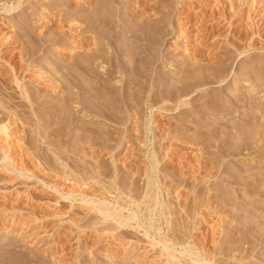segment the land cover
Here are the masks:
<instances>
[{
  "label": "bare ground",
  "instance_id": "1",
  "mask_svg": "<svg viewBox=\"0 0 264 264\" xmlns=\"http://www.w3.org/2000/svg\"><path fill=\"white\" fill-rule=\"evenodd\" d=\"M29 1L32 0H0V13H16L19 16L20 30H18L21 34V37L19 36L20 38L18 37L17 40H12V37L7 36L0 40V65L1 62L10 64L9 60L3 58V53L12 49V45L14 43H21L20 41L22 40L21 50L19 49V52L13 54L15 59L16 57L19 58V65L16 64L18 65H15L16 68H14L12 64V66L9 65L12 67L11 70L9 69L10 74L8 73L9 75H5L6 82L4 81L3 88L1 85L0 89V135L3 134L4 136L3 139H0V165L9 171V165L13 162V153L11 152V148L18 147L17 149L21 152L20 149L22 145L24 146L23 149H25V151H29L33 146L25 143V140H15L17 139L14 135L16 130H20L21 132L27 131L26 133H28L33 139V142L38 143L39 140H41L42 143H47L51 153V155L48 154L49 156H47L51 158V162L54 164L56 163V166L60 163L62 165L63 161L66 163L68 159H72L61 150L60 146H65L69 143V141H74V144L72 145H75V152L72 153V155H75V183L77 184L76 188H78L75 192V201L91 207L90 211L95 214L94 215L92 213L91 215H94V221L96 222L93 223L92 221H88L93 223V225L95 223H101L102 226L99 224L101 226L100 229L103 227L105 230H108L110 232L107 233L109 234V238L112 240H125L127 238L131 241L136 240V243L139 242V240L142 241L141 238L144 239L145 242L150 240L146 242V244L150 245L149 250H153L156 245H159V248L157 249L155 247L156 250L153 251L155 252L153 253L155 254L154 257H157V264H216L218 260L215 262V255H228L229 257V254L232 252L238 253V260H246V254L249 253H244L243 257L241 256L244 252L243 250H245L244 248L246 247L245 245V247H243L242 243L249 244V247H246L248 249H253V245L256 246V244H253L254 242L252 243L253 245H251L250 240L252 242L255 237L254 234L256 233L262 237V233L264 232V216L261 215L260 218H258V216L256 217V215V218L249 217L247 220L248 225L245 226L244 224L240 228L241 230L239 229L242 231L240 235L241 237L239 236L240 238L235 237L232 230L230 235L226 237L227 239L225 238L226 241L224 240V243H222L223 241L221 242L223 245L218 247V254L214 255L213 247L215 244L213 242L214 239H212L213 237L209 238L212 240L210 242L213 248L212 251H210V249L208 250L206 248L202 249L201 247H198L197 243H193V240L192 245L187 243L185 240H189L194 236L193 232L199 230V225L205 218L201 214V208L204 204L211 206L209 203H206L209 200H213L214 204L216 202L215 200L218 198L217 196L220 194L219 192L209 193V191L204 189L205 187L203 188V186H205V183L207 182L217 183V179L219 177L217 173L219 171L218 169L220 167L222 168V161L219 162L217 160L216 163L210 164L209 169L206 171L208 172V174L206 173L207 176L202 178H198V175H196L197 172L199 173L198 169L200 165L198 166L197 164V167L195 168L190 166L188 161L184 163L179 162L176 164L178 172H176L175 175L171 172L172 176L168 179L166 177L168 174H162L160 173L161 171L158 172V168L162 166L161 164L165 163L166 159L164 158H166L167 155L166 151H169L167 147H171L173 143L172 138H175L177 135H181V141L184 143L190 134L189 131L192 129V125L188 120L175 119V121H173L174 123L172 122L170 125L165 124L159 126L158 123L153 121V116L152 118L150 117L151 122L146 121L144 118V111L145 109H153V112H157L158 110L160 112L163 111L164 114L166 113L170 115L171 113H176L177 111L178 114L187 117H192L194 114H208V112H212L211 114H214L216 117L215 119L218 121L216 124L212 125L217 133H215L214 136L212 135L213 137L211 136L210 138V141H215V143L219 142L225 134L227 136H231V134L234 136V133L237 132V128H239L238 130L242 129L246 132L250 131V134H248V132L245 134V141L247 140L246 143L250 142L255 144V141H258L257 138L260 137L263 139L264 109L259 110L260 117L262 118L259 125L255 126V123L252 122L254 119L252 116L254 112H252V114L248 112L250 115L243 112L244 114H241L243 120L240 118L241 122L240 120L239 122H226V115H230L233 112V109H237V105L242 106L245 101L244 99H246L247 96L240 95L241 91L237 87V89L234 88L235 90L233 93L231 91L230 95L229 93H226V97H222V99L211 95V98L206 100L203 104L204 107L199 110L197 107L199 105L198 98L200 99V94L198 98H191V101L194 100V104L191 103L189 99H184L185 96H182L184 95L182 92L190 86V83L193 80L199 81L204 86L216 84L220 85L221 88L223 84L226 85L230 80H237V78H241L244 74L245 76L250 75V79L253 77L255 79L257 78V80L259 79V86H262L263 88L264 68H259V72L257 73V71L252 72L253 70L247 67L242 71L232 73L233 75L230 76V65L236 56L232 57V55L237 54V52H245L249 45L242 49L238 48L237 45L230 44L233 48L230 50L231 53L233 52L232 55L224 58L222 57L226 53L222 57H219L220 55L218 54L210 57L208 56L207 58L209 63L206 65L200 64L198 62L199 59L195 57V59H193L194 61L192 59H187V63L184 62L186 64L185 67L183 65L179 67V70H175L178 68L173 66L175 76L171 81H167L164 78L166 69L160 65L162 61L165 60H162L164 56L160 52V49L165 40L164 38L168 35V32L164 28L163 20L169 16L168 11H165L164 7L160 6V4L163 5V2L165 3L167 0H80V3L84 6L83 9L78 6H76L78 9L74 7L76 9L75 17H77L75 23L78 24V27L75 30V32H77V34H75L74 45L76 58L75 64L73 65L72 62H64V65L59 64V66H55L53 63H48V70L41 72L39 69V72L36 73L38 76L35 78L40 79L41 83L45 84V88L49 87L48 92H44L43 88L32 90L28 86L26 87L25 82L22 81L24 78L22 73L31 70V65L27 59H25L30 57V54L32 53L30 52L29 54V50L27 51L29 48L28 46L31 45V43L28 42L30 44H28V46L26 45L29 39L28 33H30L26 30V28L31 27H28V24L34 23L31 22L32 20L36 19V22H39L45 18V14H43L42 11L44 12L46 7L45 9L41 8L42 4L34 2V0L33 2L37 9L34 7V12H27V5L29 4ZM181 1L182 0H178L177 2L181 3ZM234 1L232 0L230 3H227V10L224 12H221L220 10L217 11L218 9L216 11H210L207 15L208 19L217 20L219 18L221 20H227V22L231 23L235 20V18H237V13L240 14L243 11H245L246 14L244 17L249 22L255 23L254 18L256 16H262L263 18L264 4H261V1L240 0L242 3L239 5L240 8L238 7L239 9L236 7L237 4L236 6H232V2ZM67 3H69V0ZM243 4L247 5L246 10V7H243ZM260 4L261 6H259ZM52 5H55V3ZM56 6L58 5H55V7ZM68 8L69 7L66 9L67 11H69ZM122 9H125V11H122ZM64 13L67 12H63V14ZM195 26L197 25L195 24ZM255 33L258 32L255 31L254 34ZM252 34L253 33L248 32L247 36L251 37ZM250 37L247 38L250 39ZM47 41H50V39H47ZM69 47L70 48L68 50H72L73 47ZM228 58L231 59V62ZM227 59L230 62V68H227L228 65L225 67L217 66L218 63H225ZM48 72H50L49 76H47ZM51 77H53L54 80L48 79ZM52 82H57L58 85L50 87ZM196 83L200 85V83ZM202 84L200 86H203ZM192 85L193 84H191V86ZM182 86L186 87L183 88ZM193 86L195 87V85ZM256 88L257 85L252 89L255 90ZM189 89L187 88L186 91ZM158 92H162L164 95H161V97ZM48 95L49 98L46 97ZM250 98L248 97L247 99L249 100ZM258 105L251 107L253 109L256 108V111L259 107L264 106V102L260 106ZM25 113L26 116H28L27 114L33 115L37 119L31 118L30 116V118L25 117L23 115ZM195 124H197L196 126L198 127L196 128L193 123L194 127L197 130L199 129V131L196 133V135L198 134V137L196 140L195 138L193 140L196 142L200 141L201 138V141L203 142L204 133L201 128H199L200 124L198 125L197 122ZM52 126H60L61 129L54 131ZM130 136L132 137L131 140H133V142L126 140ZM205 137L208 136L206 135ZM13 140H15V142L17 141L18 144L15 142L11 143ZM5 142L6 144L4 145ZM140 143L142 145L138 146ZM165 143L168 145H164ZM206 143L208 142L203 144L206 145ZM133 145L136 146L132 148ZM215 146L217 147V145ZM215 146H213V148H215ZM34 147L35 146H33V148ZM147 147H150V150L146 153L145 150ZM135 149H137L143 157L137 156V158H135L136 156L134 155H136V153L133 155V151H135ZM42 151H44V148H42ZM219 151L220 150L217 147V149L210 151V154L219 156L221 152ZM232 152H229L228 155H234V152L236 153L235 155L240 154V151ZM127 153L130 155L132 154L128 157H133L132 159L135 168L131 169L133 170L132 176L135 177L129 178V176L128 178L130 179V182L124 184L121 177L122 172L120 171L121 169L119 170L117 162L119 158H123V156ZM25 155H27V157L29 156V159L34 160L37 164L40 160L46 161L45 159H47V156H44L43 154L42 156L34 151H30L28 154H21L20 159ZM144 155L146 156L145 159ZM122 164L123 163H121V165ZM134 166L132 165V167ZM106 167H109V170L105 171ZM170 167L171 169L174 168L172 166ZM17 171L16 172L19 175H25V173H27V170L24 171L17 169ZM184 171H188V173H185ZM180 178L182 180H180ZM235 179V177L230 176L226 180L223 179L220 182L223 184L224 182H235ZM138 180H141L142 185L135 188V182ZM179 181L183 184V190L185 191L187 189V191L181 195L179 194L180 196L176 195V202L173 204L174 207L171 208V203L168 204L169 200H167L170 199L168 197L170 195L168 192V189H170L169 185L171 183L176 184ZM182 184H180V186ZM86 188H93L94 190H97V193L91 189L93 190V193L91 192V194L88 195V193L86 194L84 191ZM208 188L211 187L207 186V189ZM91 190H89V192ZM174 190L176 191V194L179 193L178 187L175 186ZM250 190L253 191V188ZM111 193H113L114 196H112ZM68 197L69 194H67L66 198ZM204 215H206V213ZM89 217H91V219L93 218L92 216ZM172 217L175 222L171 220L173 219ZM199 222L201 223L197 224ZM173 223L174 225L172 226ZM244 223H246V221ZM254 225H260L261 227L258 226L259 229H257ZM82 228L80 226V231ZM127 228L129 229L127 230ZM140 231L143 232V236L141 235L142 237L137 235ZM119 233H121L120 236L123 237H120ZM200 239L203 241L206 240L202 236ZM194 240L197 239L195 238ZM170 241L173 243L169 244ZM202 242L200 241V243ZM255 242L257 241L255 240ZM201 245H203V243ZM130 246H127L129 247L128 252L131 251H129ZM139 247L138 249H140ZM143 248L145 249L146 246ZM133 250L134 248L132 251ZM135 252L137 253L139 251ZM147 253L142 255L140 253V255L133 254V256H135L133 258L138 259L137 263L144 261V263L153 264V255L150 256L152 259H149L148 256H145ZM232 257L234 258V255ZM9 258V256L2 257L0 264L11 263L7 260ZM116 259L117 258L115 257V260ZM19 261L14 264H19ZM225 262H228V260Z\"/></svg>",
  "mask_w": 264,
  "mask_h": 264
},
{
  "label": "rangeland",
  "instance_id": "2",
  "mask_svg": "<svg viewBox=\"0 0 264 264\" xmlns=\"http://www.w3.org/2000/svg\"><path fill=\"white\" fill-rule=\"evenodd\" d=\"M33 1L34 0L29 1L30 6L29 4L27 5V10H28L27 12H32L33 10L37 9V7H35L34 5V2H39L42 4L41 8L45 9L46 7V10H44V12L42 11V13L45 14V18L40 20L39 22H36L37 21L36 19L32 20L31 22H34V23L28 24V27L30 26L31 27L26 28V30L30 32L28 33L29 39L26 45L28 46V44L31 43V45L28 46L29 48L28 49L26 48V49L27 51L29 50L28 52L29 54L30 52L35 53V54L31 53L30 57H27V58L24 57L25 59H27V61L31 65V70H28V72L25 71L22 73V76L24 77L22 81L25 82L26 87L28 86L32 90L43 88L44 92H48L49 87L45 88V84L41 83L40 79H35L36 76H38L36 73L39 72V69L41 72L47 71L48 63H51V64L53 63L55 64V66H59V64L64 65L65 63H68V62H72L73 65L75 64L76 58H75V46L74 45H75V34H77L75 30L78 27L77 26L78 24L75 23V20L77 19V17H75V14H76L75 11L76 9H78L76 6L82 9L84 6L83 4L80 3V0H69V3H67L68 0H43V1L35 0L34 2ZM167 1L165 3L163 2V5L160 4V6L164 7L165 11H168V15H169L166 19L163 20L164 22L163 25H164L165 30L168 32V35L164 38L165 40L162 43V46L160 49L161 50L160 52L164 56L162 60L165 59L164 61H162L163 64L161 63L160 65H162V67L166 69V70L164 69L166 74H165V77L164 76L163 77L167 81L169 80L171 81L172 78H174L175 76L173 72L174 71L173 66L178 68L175 70H179V67L183 65L185 67L186 65L185 63H187L186 62L187 59L193 60L195 58L199 59L198 62L200 64L206 65L207 63H209V60L207 58L208 56L210 57V56H214L218 54L220 55L219 57H222L226 53L222 57L224 58L226 56L232 55L233 52L232 53L230 52V50L233 49L231 47L232 44L237 45L238 48H242V49H244L248 45L250 48L248 47L245 50V52H242V53L237 52L238 55L237 54L232 55V57H234L235 55L236 56L234 58V61L230 65L231 66L230 76L233 75L232 73L242 71L244 68H247V67L253 70L252 72L257 71V73L259 72V68H264V38H263L264 37V16L263 18L262 16L261 17L256 16L254 18L255 23L254 22L252 23V22L247 21V19L244 17L246 15L245 11H243L240 14L237 13V18H235V20L230 23V22H227V20H221L219 18L217 20H212L210 18L208 19L207 15L209 14L210 11H216L217 9H218L217 11L220 10L221 12L222 11L224 12L225 10H227V5H228L227 3H230L232 0H182L181 3L177 2L178 0H167ZM259 1H261V4H264V0H259ZM53 3H55V5H58V6L55 7V5H52ZM240 3H242L240 2V0H239V3H238V0L234 1L232 2V6H236L237 4L236 7L240 8L239 6ZM261 4L259 6H261ZM67 7H69L68 8L69 11L66 10ZM74 7H76V9ZM243 7H246L245 10L247 9V5L245 4H243ZM122 11H125V9H122ZM63 12H67V13L69 12V13L63 14ZM19 23H20L19 16L16 13L15 14L14 13H11V14L0 13V40L3 39L5 36L12 37V40H17L18 37L21 35L19 33V30H20ZM195 24L197 26H195ZM255 31L260 34L258 33L254 34ZM248 32L253 33L251 37L247 36ZM247 37H250V39ZM47 39L48 40L50 39V41H47ZM20 42L21 43H14L12 45L13 47L12 49H9L3 53V58L9 60L10 64L1 62L0 89H1V85L3 88V85H4L3 83L6 79L5 75L10 74V70L12 68L11 66L13 65L14 68H16L15 65L16 64L19 65L18 63L20 61V60L18 61L19 58L16 57L15 59V56L13 54L21 50L22 40ZM69 46L73 47L72 50L70 51L68 50L70 48ZM228 59L226 60L225 63H218L217 66L225 67L226 65H228L227 68H230L229 63L231 62V59H230V62ZM169 69L172 71H170ZM49 75H50V72L47 73V76ZM249 76L248 75L245 76L244 74L243 76H241V78H237V80H234V81L230 80L228 81L226 85L223 84L221 88H220V85H216V84H213V85L210 84V85L204 86L199 81L193 80L191 81L190 86L187 87L188 89L190 87V89L192 90L189 89L186 91L187 89L186 88L184 90V92L186 91L185 92L186 94L182 92V94H184L182 96H185L184 99H189L191 101V98L192 99L198 98L200 94V99L198 98L199 105L197 107L199 110L202 107H204L203 104L205 103L206 100H209V98H211L210 97L211 95L213 97L217 96L218 98L222 99V97H226L227 95L226 93H229L230 95V91L233 93L234 90L238 88L241 91L240 95H243V96L247 95L246 99H244L245 100L244 104L242 106L237 105L238 110L233 109V112L231 113L232 115L227 114L226 118L225 117L224 118L227 120L226 121L227 123L228 122L232 123V121L239 122L240 118L241 120H243L241 114L242 115L244 113L248 114V112L252 114V112H254V114L252 115L254 117L252 122L255 123L254 125L256 126V125H259L260 122L262 121L259 110L264 109V106L259 107V109L256 110L257 112L255 111L256 108L253 109L251 106H255V105L257 106L258 104H259L258 106H260L264 102V98H263L264 97V87L262 88V86H259L260 85L259 79L257 80V78L255 79L254 77L250 79ZM48 79L54 80L53 77L48 78ZM196 82L200 83V85L202 84L203 86H200ZM191 84L195 85V87H198V88H195L193 85L191 86ZM255 84L257 85V88L259 87L260 88L259 89L256 88L255 90H253L252 88L256 86ZM56 85H58L57 82H52L50 87H55ZM191 87H194L195 89ZM240 88L241 89L243 88V89L241 90ZM158 94H160L159 96L164 95L162 92L161 93L158 92ZM46 97L49 98V95ZM248 97L249 98L251 97V98L248 100L247 99ZM193 101L194 100H192L191 103L194 104ZM144 112H145L144 118L146 119V121L151 122V118L153 116V119H154L153 121L158 123L159 126H162L165 124L170 125L172 124L173 121H175V119L176 120H179V119L188 120L190 124L192 125V129L189 131L190 136L187 134L188 135L187 137L186 135L187 140H185L184 143H182L181 141V135H177L175 138H172L173 143L171 147L163 146V147H167L169 151H166L167 155H166V158H164L166 159L165 163L161 164L162 166L158 168V172L161 171L160 173L162 174L163 173L168 174L166 175L168 179H170L171 178L170 176H172L171 172L174 173L173 175H175V173L178 172L176 164H178L179 162L184 163L188 161L190 166L195 167V168L197 167V164L198 166L200 165L198 169L200 174L197 172L198 174L196 173V175H198L197 176L198 178H202L204 176H207L208 172L206 171L209 169L210 164L216 163L217 160L219 162L222 161V164H221L222 168L220 167L217 173L219 175L217 179V183L207 182L205 183V186H203V188L205 187L204 189L209 191V193L219 192L220 194L217 196L218 198L215 200L216 202L214 204H213V200L212 201L209 200L206 202V203H209L211 206L204 204V206L201 208L202 209L201 214L205 218L203 219V221H201L202 223L201 222L197 223V224L201 223L199 225V230H196L195 232H193L194 236L192 238H190L189 240H185L190 245H192V240H193L194 241L193 243H197L198 247H201L202 249L206 248L212 251L214 248V255L218 254V247L223 245L221 244V242L223 241L222 243H224V240L226 241L227 239L226 237L230 235V232H232V230H233L234 236L237 238H240L241 237L240 235L242 233V231H240L241 230L240 228L244 224L245 226L248 225L247 220L249 217L254 218L256 215V217L258 216V218H260L261 215L264 216V198H263L264 197V138L263 137H262L263 139H261L260 137L257 138L258 141H255V144L250 143L249 141H248L249 143H246L247 140L245 141V136H246L245 134H247L248 131L246 132L245 130L243 131L242 129H240L241 130L240 131L238 130L239 128H237V132L234 133L235 134L234 136H232V134L231 136L230 135L227 136L225 134L223 138L221 139L219 138L220 140L219 142H216L217 143L216 144L215 141L214 142L210 141L211 136L212 135L214 136V134L217 133L216 130L214 129V126L212 125L218 122L215 119L216 117L214 116V114L213 115L211 114L212 112L210 113L208 112V114L206 113L205 114H202V113L194 114L192 117L180 115L177 113V111L176 113L175 112L171 113V115L166 114V113L164 114L163 111L160 112L158 110L157 112H153V109L152 110L145 109ZM154 113H157V114H154ZM23 115L25 117L30 116L31 118L37 119L33 115L27 114L28 116H26V113ZM196 122L198 123V125L200 124L199 128H201V130L204 133L203 142L201 141V138H200V141L194 142L196 138L198 137V134L196 135V133L197 131H199V129L198 130L196 129L198 127L196 126L197 124H195ZM193 123L196 128L194 127ZM210 124L213 129L210 127ZM52 127L54 131H56L57 129L58 130L61 129L60 126H52ZM15 132H14V135L17 138L15 140H19V139L23 141L25 140L24 141L25 143H27L30 146L33 145L35 147L33 148L32 146V148H30L29 151H25V149H23L24 146L22 145L20 149L21 152H19V150L17 149L18 147L11 148V152L13 153V156H12L13 162H11L10 164L11 166L9 165V168H10L9 171H7L6 168L0 165V262H1L2 257L9 256L10 258L7 259L9 262H11L9 264H14L19 260H20L19 264H127V263L128 264H150V263H144V261L142 260H139L142 262L137 263L138 259L133 258L135 257L133 256V254L142 255V254H146L147 252L148 253L150 252L149 253L150 255L147 253V255L145 256L146 257L148 256V258L150 259L151 258L150 256L153 255L152 257L154 259L153 264H157L156 263L157 257H154L155 254L153 253L155 252L153 251H155L156 248L158 249L159 245H156L155 246L156 248L154 247L155 249L154 248L153 250L151 249L152 250V253H151V250H149L150 245L146 244V242L150 240H147L145 242V240L141 238L142 241L139 240V242L137 243L135 242L136 240L131 241V240H128L127 238H126L127 240L126 239L125 240H122V239L112 240L111 238L108 237L109 234L107 233H110L108 230H105L103 227L100 229V227L102 226L101 223H95L93 225V223L96 221H94V217H93L95 214L92 211H90L91 207L75 201V192L78 188H76L77 184L75 183V155H72V153L75 152V145H72L74 144V141H71V142L69 141L68 143L69 145L66 144L65 146L64 145L60 146L61 150L64 151L65 154H67V156H69V158H72V159H68L66 163L65 161L62 162V165H64L65 167L62 166L61 163L56 166V163L54 164L53 162H51V158L48 157L49 155H51V153H50V149L47 143H42L41 140H39L38 143L33 142V139L29 136L28 133H26L27 131L21 132L20 130H16ZM249 132L248 134H250ZM206 135L209 138L205 137ZM3 138L4 136L3 134H1L0 139H3ZM131 138L132 137L130 136L126 140L133 142ZM194 138L195 140H193ZM15 140H13L11 143H14ZM179 140L181 141V143ZM205 142H208L206 143L207 147L206 145H204ZM15 143L18 144L17 141ZM5 144L6 142L4 143V145ZM141 145L142 144L140 143L138 146H141ZM164 145H168V144L165 143ZM215 145H217V147L221 151V152L219 151L220 152L219 156L210 154L211 153L210 151H213V149L214 150L217 149ZM135 146L136 145H133L132 148H134ZM213 146H215V148H213ZM42 148H44V151H42ZM149 150H150V147H147V149L145 150L146 153ZM30 151L31 152L34 151L35 153H38L40 155L43 154L44 156H47L49 154L47 156L48 160L47 159H45L46 161L40 160L38 163L39 165H38L37 163H35L34 160L29 159L30 157L29 156L27 157V155L23 156V158L20 159L21 154L23 153L28 154ZM232 151H236V152L240 151L239 152L240 154L237 153L238 155H235L236 153L234 152V155L230 154L233 156L228 155L229 152H232ZM135 153L136 155H134ZM131 155L127 153L125 154V156H123V158L121 157L122 159L119 158L117 162V166H119V170L121 169L120 171L122 172L121 177H122V180L124 181V184L130 182L129 178L135 177V176H132V173H133L132 169L135 168L134 162L132 159L133 157L132 158L128 157ZM133 155L136 156L135 158H137V156L139 157L142 154L139 153L137 149H135V151H133ZM145 158L146 156L144 155V159ZM121 163H123L124 165L123 164L121 165ZM132 165L134 167H132ZM170 166L174 168L171 169ZM17 169L24 170V171L27 170V173H25V175H19L17 173L18 172ZM107 170H109V167L108 168L106 167L105 171ZM129 170L132 172H130ZM184 172L188 173V171L187 172L184 171ZM123 173H124V176H123ZM230 176L235 177L236 178L235 182L236 181L237 182L235 183V182L230 181L231 183L224 182V184L220 182L223 179L226 180ZM180 180L182 179L180 178ZM138 181L135 182V186H136V187L134 186L135 188H138L142 185L141 180L139 182ZM177 183L176 184L171 183L169 185L170 189H168V192L170 193V195L168 194L169 195L168 197L170 199H167V200H169L168 204L171 203L170 204L171 208L174 207L173 204H175L176 202V199H175L176 195L180 196L181 194L187 191V189L185 191L183 190V184L180 181ZM180 184L182 185L180 186ZM175 186L178 187V191H179L178 194H176V191L174 190ZM207 186L211 188L207 189ZM252 188H253V191L255 190L256 191L255 192L251 191L250 189ZM91 189L93 188H90V189L86 188V190L84 189V191L86 192V194L88 193V195H90L91 192L93 193V190H94V189L93 190ZM89 190L91 191L89 192ZM96 191L97 190H94V192ZM67 194H69L68 198H66ZM111 195L114 196L113 193H111ZM205 206H208V207H205ZM92 213L94 215H91ZM205 213L206 215H204ZM89 216H92L93 218L91 219V217ZM79 219L82 221V223L84 221L86 222H84L82 225ZM88 220L92 221L93 223L89 222ZM171 220L174 221V218ZM245 221L246 223H244ZM176 223L179 224L178 222ZM76 224L78 227L76 226ZM173 225L174 223L172 224V226ZM80 226L81 228L83 226L81 231H80ZM254 226L255 228L259 229L258 226L260 225H254ZM128 229L129 228H127V230ZM120 234L121 233H119V236ZM142 234L143 232L140 231L137 235L140 237ZM254 235L256 237V238L254 237L255 239L253 238L254 241L252 240L251 242L250 240L251 245L256 244V246L253 245L254 247L253 249L246 248V247H249L248 246L249 244L242 243L243 247L245 246L246 247L244 248L245 250H243L244 252L242 253L241 256L243 257L244 253L250 254V255L246 254V258L244 257L246 260H243V261L238 260L237 259L238 253L232 252L233 254L232 253L229 254L230 258L228 257V255L226 256L215 255V262L218 260L217 261L218 264H222V263H225V264H229V263L230 264L231 263L233 264H238V263L239 264H247V263L248 264H264V232L262 233V237H260L259 234L257 233ZM201 236L204 237L206 240L204 241L201 240L200 239ZM120 237H123V236H120ZM210 237L211 238L213 237L212 239H214L213 242L215 246L213 248H212V244L210 243L212 241L209 239ZM195 238L197 240H194ZM257 238H260V239H257ZM255 240L257 242H255ZM200 241L201 242L203 241L202 242L203 245H201L202 243H200ZM171 243L173 242L170 241L169 244ZM130 245L132 246V248ZM127 246H130L129 251L131 250L130 251L131 253L128 252L129 247ZM145 246L146 248L144 249L143 247ZM138 247L140 249H138ZM133 248L134 250L132 251ZM135 251H139V252L136 253ZM129 253H130V256H129ZM230 255L232 256L234 255V258ZM115 257L117 258L116 260H115ZM121 257L123 260L121 259ZM130 257H132L133 259ZM225 259H227L229 263L225 262L227 261Z\"/></svg>",
  "mask_w": 264,
  "mask_h": 264
}]
</instances>
